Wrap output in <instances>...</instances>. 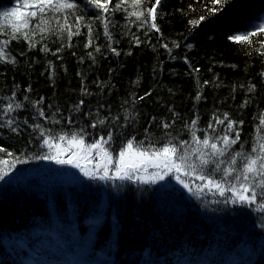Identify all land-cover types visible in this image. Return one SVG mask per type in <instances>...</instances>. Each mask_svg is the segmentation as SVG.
I'll return each instance as SVG.
<instances>
[{"label": "trees", "instance_id": "16d2710c", "mask_svg": "<svg viewBox=\"0 0 264 264\" xmlns=\"http://www.w3.org/2000/svg\"><path fill=\"white\" fill-rule=\"evenodd\" d=\"M69 2L76 7L47 13V32L41 33L33 18L21 27L35 43L30 48L20 34L11 39L22 21L4 16L14 8L26 11L24 0H0V42L10 41L5 51L15 59L0 62V147L14 154L0 153V173L26 174L34 168L42 160L35 154L46 153L44 138L65 144L75 135L91 143L107 139L111 131L106 145L113 153L129 139L149 152L169 141H187L189 159L201 174L192 152L200 146L192 142L186 125L197 119L201 139L204 130L213 137L223 135L225 125H215L216 132L207 125L213 114L223 118L225 112L244 121L238 125L240 141L230 153L248 154L264 136L257 128L264 112V56L254 50L259 45L249 48L228 39L261 24L264 0H230L216 15L208 14L211 0H162L155 20L159 31L151 28L150 16L141 26L129 15H147L155 0H142L139 8L125 0L120 10L108 13L87 0ZM117 2L112 0L109 8ZM98 13L107 18L111 42L103 23L95 19ZM77 15L84 17L80 35L69 41L67 32L57 30V18L63 22L67 16L71 23ZM201 15L206 19L193 27L190 21ZM87 24L93 33L89 47ZM44 47L47 52L41 51ZM249 84L255 91H248ZM197 93L203 97L199 101ZM10 102L23 107L5 113ZM38 110L45 115L39 116ZM101 119L103 124L98 123ZM8 120L18 132L6 126ZM37 124L44 137L32 127ZM229 158L227 153L220 157L225 161L221 169ZM241 164L238 157L236 167ZM214 167L209 164L204 173ZM211 174L215 180L223 176L222 171ZM5 177L0 180V264H264L259 195L257 204L235 206L221 200H186L153 184L87 180L37 189L33 179Z\"/></svg>", "mask_w": 264, "mask_h": 264}, {"label": "snow or ice", "instance_id": "6c2138e0", "mask_svg": "<svg viewBox=\"0 0 264 264\" xmlns=\"http://www.w3.org/2000/svg\"><path fill=\"white\" fill-rule=\"evenodd\" d=\"M88 4L93 5L95 8L102 10L103 13H108L109 11H118L121 9L122 5L125 3V0H119V2L115 3L114 8L110 9L109 4L112 0H87ZM142 0H132V4L134 8H139ZM162 0H155V3L149 6L146 9L147 15L142 11H133L130 12V16H135L136 20L141 23V26L148 23V17L150 16L152 19L151 28L159 31L157 24L155 23L158 7L161 5ZM213 5L212 8L208 9V14L216 15V13L221 12L222 9L225 8L226 5L230 3V0H211ZM76 5L69 2V0H24V8L26 11H18V9L14 8L11 12H5L4 16H13L18 20L22 21V24L18 27L13 28V32L11 35V39H17L20 34L24 39L29 40V47H35V43L31 41L28 32H21V27H26L29 18H33L37 20L36 28L39 29L41 33H45L48 31L47 24L49 23L46 15L48 12H65L66 10H71L75 8ZM95 19L99 20L104 25V34L111 42L112 37L111 33L108 31V23L106 16L102 14H97ZM206 19V16L201 15L199 19L191 20L190 23L193 27L200 24L202 20ZM58 20V28L59 32H67V38L71 41L73 36L80 35V26L84 21V17L82 15H77L75 17L74 22H69L67 16L63 22H59ZM88 29V43L85 47H89L92 43L93 33H92V25L87 24L84 25ZM75 29V30H73ZM33 34H35L33 32ZM230 41L236 42L241 45H246L249 48H252L253 45H259L254 50L259 53V55L264 56V23L255 26L254 30L246 31L240 34L230 35L228 37ZM9 40H4L0 42V62L7 63H15V59L10 57V55L5 51L9 44ZM137 44L140 43L139 38L136 39ZM179 46V45H175ZM63 47V45L61 46ZM167 48V44L164 45ZM189 48L192 45H188ZM41 51L47 52V47L41 49ZM60 49H57V52ZM97 52L100 51L99 48L96 49ZM111 51L115 52L116 55H119V52H116L115 48H111ZM130 54V53H129ZM55 55V53H53ZM88 55L91 57L92 53L89 52ZM194 71H199V69H194ZM264 76V72L261 73ZM205 84L209 83L208 81H204ZM248 91H255V85L249 84ZM82 93L88 94L87 89L82 87ZM150 93H145V96H149ZM203 97L197 93L195 99L197 101L201 100ZM42 99V98H41ZM140 100H143L144 97H140ZM40 101L34 103L33 107H36V104H39ZM84 103L83 100L79 102L75 107L79 109L80 105ZM248 101L246 100L241 107H244ZM23 107L20 103L10 102L4 108L5 113H10L17 108ZM39 111V116L43 117L45 114L42 110ZM127 111V109H125ZM127 120L128 117H125ZM14 121L8 120L6 122V126L10 128L12 132H18V127H13ZM26 123V121H25ZM99 124H103L104 120L101 119L98 121ZM197 119H193L190 125H186L191 132V139L196 145L200 146L196 149H193L192 152L195 153L196 160L199 161L200 173L197 175V178L201 180V185L197 186V193L199 191L204 190L205 188L211 191L213 188L220 194V196H224L226 191L232 193V197L229 198L232 203H239L242 205H254L257 204V197L260 196V209L264 210V136H260L256 142L253 144L251 148V152L245 154L243 152H234L230 153L229 149L232 145L237 144L240 141V131L238 130V125H242L244 121H235L232 120L229 116V113H223V118L219 115L213 114L212 119L209 121L207 125V129H210L212 132H216L215 125H225L223 130V135H217L215 137L209 135L207 130H204L203 138H199L196 135V126ZM96 127V123L92 125ZM34 129H40L41 137H44V131L40 125H33ZM163 127L167 129L169 124L164 123ZM258 130H264V112H262L259 116V124L257 126ZM147 131V130H146ZM234 133V136L230 135ZM65 137L61 135L59 140L63 141ZM112 139V132L109 131L107 139L101 137V139L96 140L95 142L86 145V148L91 151L93 149L97 150V153H103L104 157L111 159L108 149L105 147ZM73 142H77V137L73 135ZM79 143H83L82 137L79 140ZM144 142H140L143 144ZM187 141H180L179 144H174L169 141L168 144H165L162 148L154 149V155L161 158L158 162L153 164V167L160 168V172L153 173L154 179L147 180L139 175L135 177L131 174L129 169L135 171L137 166L135 164H127L124 162V158L126 154L128 155H137L143 157L145 155L146 149L142 147H137L135 153H133L134 140L129 139L127 141V145L121 146V151L119 152V160L115 162V173L113 175L108 174V165L105 164L102 166L103 175L100 174L99 171L93 173L89 168L83 166L79 163V159L87 160L88 157L86 155H82L80 157L73 156L72 158L65 159L61 152H57L54 156L50 154L39 155L35 154L34 158L36 159H47L54 160L56 164L65 165L70 164L74 168H78L84 176L90 179H99V180H140L142 183H155L157 179L163 180L165 176L169 175V173L175 171L176 179L179 183L183 185V187L187 188L189 191H192L191 187L188 183H186L181 178V173L184 175H190L191 172L196 171L197 164L195 161L189 159L191 153L187 149ZM219 145V146H218ZM47 146L48 148L52 147V142L49 138H44L41 147ZM242 147V146H241ZM204 149H209L210 151H204ZM0 153H6L8 156H13L14 154L11 152H7V150L3 147H0ZM226 153L229 155V160L227 162V166L221 169L220 165L224 164L225 161L221 160L220 157H224ZM21 155H24L23 153ZM242 158V164L238 169L236 167L237 158ZM4 161H0L3 163ZM18 163H24L26 160H22L17 158ZM209 164H214L215 167L210 170L209 173H204V169ZM100 168L101 166H97ZM223 172V176L221 180H215L212 178L211 173L215 172ZM7 172L0 173V180H3L5 176H7ZM226 181H230V183H225ZM257 189L260 190V193L257 192ZM225 202H229L226 200Z\"/></svg>", "mask_w": 264, "mask_h": 264}, {"label": "rangeland", "instance_id": "374dc122", "mask_svg": "<svg viewBox=\"0 0 264 264\" xmlns=\"http://www.w3.org/2000/svg\"><path fill=\"white\" fill-rule=\"evenodd\" d=\"M263 23H264V17H263ZM93 143V142H91ZM91 143H79V140L77 142H73L72 140H68L65 144L62 143H56L52 142V147L48 148L45 146L46 153L50 155H55L57 152H61L62 156L65 159L72 158L73 156L80 157L82 155H86L88 157L87 160L85 159H79V163L83 166H86L91 170L93 173L99 171L101 175L104 174L102 171V166L107 164L108 165V174L113 175L115 173V162L119 160V152L113 153L107 148V145L105 147L108 149V152L110 154L111 159L104 157L103 153H97V150L93 149L89 151L86 148V145ZM135 146H133V153L136 151ZM153 152L145 151V155L143 157L137 156V155H128L126 154L124 158V162L127 164H135L137 166L136 170L133 171L129 169L128 171L131 172V174L135 177L136 175H139L140 177L152 180L154 179L153 173L160 172V168L153 167V164L158 162L159 157L153 154ZM101 166L98 168L97 166ZM26 174H14V175H7L5 178H28L33 179V183L35 186H37V189H49L53 186H56L58 184L62 185H71L74 183H81L82 181L87 180H94L101 183L106 182H137L141 184H153L157 188H160L161 190H164L169 192L170 194L182 197L183 199L194 201L203 199L204 201H214V200H221L227 202L230 205H242L239 203H232L230 202V199L232 197V193L229 191L225 192L224 196H220V194L213 188L211 191L208 189H204L202 191H199L197 193V186L201 185L202 182L197 178V175L199 173H196L195 171L191 172L190 175H184L183 172L180 174L181 178L189 184L192 191H189L187 188L183 187L181 183H179L176 179V173L173 170V172L169 173V175L165 176L163 180L157 179L155 183H142L140 180H119V179H112V180H99V179H90L81 173V171L78 168L72 167L70 164L60 165L56 164L54 160H47L42 159L40 162L37 163V165L32 168L31 170H28L25 172ZM32 261H29V264H31Z\"/></svg>", "mask_w": 264, "mask_h": 264}]
</instances>
